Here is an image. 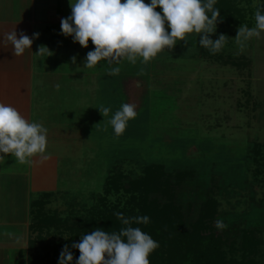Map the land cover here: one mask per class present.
I'll use <instances>...</instances> for the list:
<instances>
[{
    "label": "rangeland",
    "instance_id": "1",
    "mask_svg": "<svg viewBox=\"0 0 264 264\" xmlns=\"http://www.w3.org/2000/svg\"><path fill=\"white\" fill-rule=\"evenodd\" d=\"M50 3L55 12L54 34L71 9L69 0ZM47 7L42 4V18ZM239 7L245 11L242 24H217L216 32L210 34L213 40L225 35L216 54L200 47V36L192 33L186 37L187 44L178 41L147 64L122 60L110 65L102 60L89 68L84 61L87 52L94 50L91 40L84 48L71 36L61 47L54 46L59 42L55 34L42 39L53 55L39 56L35 62V82L42 87L74 88L72 94L63 91L73 103L72 113L59 110L56 117L64 115L72 121L75 141L77 126L83 128L82 151L59 152L63 184L43 197H39L43 192L32 194L33 201L38 199L32 208L40 211L39 217L56 221L55 227L42 232L47 241L69 242L70 233L60 223L89 217L100 205L105 179L113 169L133 177L142 174L143 166L159 164L172 179L178 171L192 172L176 193L184 210L187 201L197 203L212 189L219 220L227 225L216 234L239 242L243 230H252L259 240L256 264H264V36L246 41L237 36L239 27H255V12L264 7V0L245 1ZM63 54L66 60L61 59ZM117 66L119 75H111L110 69ZM123 103L135 104L138 115L117 137L109 120ZM104 107L111 109L107 117L99 110ZM34 110L41 119L39 103ZM254 144H259L260 154L252 151ZM128 196L122 190L113 192L108 202L123 205ZM35 236L30 231L29 242ZM29 242L22 264L30 256L47 255L39 245L29 248Z\"/></svg>",
    "mask_w": 264,
    "mask_h": 264
},
{
    "label": "clouds",
    "instance_id": "2",
    "mask_svg": "<svg viewBox=\"0 0 264 264\" xmlns=\"http://www.w3.org/2000/svg\"><path fill=\"white\" fill-rule=\"evenodd\" d=\"M217 0H69L70 15L61 18L60 34L72 37L81 47L87 48L89 40L95 46L86 54L84 66L93 68L100 61L119 65L122 60L136 64L139 60L147 64L164 50H170L183 41L188 43V34L200 36V47L211 54L219 52L225 35L220 34L213 40L210 34L216 32L220 9L214 5ZM159 7L160 11L156 9ZM209 13L211 15L209 16ZM255 27H239L238 37L244 41L264 36V7L255 12ZM170 29V31H169ZM39 33L30 38L20 31L19 38L15 28L5 33L3 40L10 42L15 56H22L31 49ZM244 45L241 42V48ZM44 58L53 55L46 46L41 45L36 52ZM75 63L76 57L71 58ZM120 67L110 69L111 75H119ZM135 104L123 103L109 120L114 134H124L128 122L134 120L138 112ZM103 117L111 111L109 107L99 108ZM48 129L42 124L29 121L12 105L0 102V164H4L5 155L11 154L20 164L31 165L32 158L39 156L40 163L48 159L46 149ZM125 225L129 219L122 213L116 214ZM138 223L147 224L148 216L134 218ZM216 227L226 228L221 220ZM159 247L158 241L139 227H126L119 233H108L103 228H95L90 234H84L80 242L62 247L58 264H150L149 256Z\"/></svg>",
    "mask_w": 264,
    "mask_h": 264
},
{
    "label": "trees",
    "instance_id": "3",
    "mask_svg": "<svg viewBox=\"0 0 264 264\" xmlns=\"http://www.w3.org/2000/svg\"><path fill=\"white\" fill-rule=\"evenodd\" d=\"M245 1L249 0H217L214 5L220 9L217 24H242L245 11L239 5ZM156 10L160 11L159 7ZM252 149L255 154H260L259 144H254ZM141 170L142 174L127 177L113 169L105 179L103 195L99 197L100 205L90 211L89 217L60 223L61 228L70 233L67 245L74 254V260L79 256V250L71 248L75 238L81 240L84 234H90L97 227L108 233H119L121 229L131 226L141 228L158 241L159 247L149 256L150 264H256L259 240L252 230H243L239 242L235 239L228 241L216 234L219 211L212 189L207 190L197 203L187 201L186 210L179 199L181 204L177 203L176 198L179 197L176 193L183 183H187V177H191L192 172L178 171L172 179V175L165 173L159 164L145 165ZM120 190L129 194L125 203L110 204L108 196ZM48 194L41 193L39 197ZM37 201L32 200L30 204L33 220L30 219L29 231L35 232L36 236L30 242L28 240V247L33 249L39 245L47 255L30 256L27 264H42L41 260L51 252L52 257H48L45 264H58L65 244L47 241L46 236L42 235L43 230L49 231L55 227L56 221L39 217L40 211L32 208ZM117 213H122L130 224L125 225ZM140 216H148L149 223H138L134 218Z\"/></svg>",
    "mask_w": 264,
    "mask_h": 264
},
{
    "label": "crops",
    "instance_id": "4",
    "mask_svg": "<svg viewBox=\"0 0 264 264\" xmlns=\"http://www.w3.org/2000/svg\"><path fill=\"white\" fill-rule=\"evenodd\" d=\"M50 1L0 0V102L12 105L26 119L38 122L48 129V159L43 163H40V157L36 156L32 158L31 165L20 164L11 154H3L5 162L0 164V264H22L21 256H24L30 235L32 194L53 192L63 184L58 167L59 152L82 151V143L79 140L82 139L83 128L77 126L75 141L72 121L64 118V115L63 119L56 117L60 115L59 110L72 113L73 103L69 102V96L67 93L63 94V91L66 89L72 94L76 90L66 85L42 87L40 83L35 82V62L39 58L36 51L44 45L42 39L53 34L55 30L53 25L56 22H51L55 18L52 9L54 5ZM45 3L48 7L45 17L42 18L40 12L42 4ZM13 28L17 32V38L21 30L30 38L33 33H39L31 49H26L22 56L13 55L10 42L3 40L4 34ZM58 30L59 32L54 34L59 42L54 46L61 47L60 44L63 45L67 37L60 34V28ZM62 58L66 60L64 54L61 55ZM48 90L54 92V95L51 96ZM36 102L44 113L40 115L41 119L36 118ZM60 103L65 106L59 105Z\"/></svg>",
    "mask_w": 264,
    "mask_h": 264
}]
</instances>
